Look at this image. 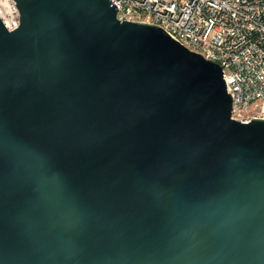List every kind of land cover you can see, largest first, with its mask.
Wrapping results in <instances>:
<instances>
[{"label":"water","instance_id":"obj_1","mask_svg":"<svg viewBox=\"0 0 264 264\" xmlns=\"http://www.w3.org/2000/svg\"><path fill=\"white\" fill-rule=\"evenodd\" d=\"M0 19V264H264V118L221 65L111 0Z\"/></svg>","mask_w":264,"mask_h":264},{"label":"built area","instance_id":"obj_2","mask_svg":"<svg viewBox=\"0 0 264 264\" xmlns=\"http://www.w3.org/2000/svg\"><path fill=\"white\" fill-rule=\"evenodd\" d=\"M119 19L160 26L221 65L232 118H264V0H111ZM7 29L18 24L14 0H0Z\"/></svg>","mask_w":264,"mask_h":264}]
</instances>
